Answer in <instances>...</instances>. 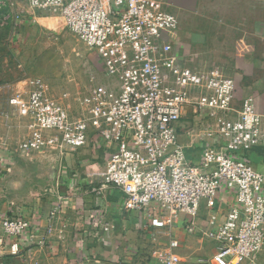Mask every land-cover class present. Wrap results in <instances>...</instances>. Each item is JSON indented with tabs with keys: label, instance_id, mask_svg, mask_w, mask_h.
Masks as SVG:
<instances>
[{
	"label": "built area",
	"instance_id": "built-area-1",
	"mask_svg": "<svg viewBox=\"0 0 264 264\" xmlns=\"http://www.w3.org/2000/svg\"><path fill=\"white\" fill-rule=\"evenodd\" d=\"M28 2L99 53L109 84L91 83L83 119H74L41 78L0 85V119L8 126L26 121L16 154L42 151L48 132L58 134L70 151L92 142L104 145L102 183L119 192L124 210L148 214L150 227L169 232L172 217L183 214L186 235L198 233L215 243L213 254L194 264H258L264 247V163L255 164L249 154L264 148V103L239 99L235 80L222 71L177 66L171 33L180 22L168 0ZM189 104L195 114L218 123L217 135L207 133L198 162L187 160L180 141ZM2 150L1 173L7 160ZM222 192L235 201L221 215L216 201ZM202 203L212 214L199 227ZM37 230L31 217L0 215V262L29 246ZM180 247L171 235L152 254L161 264H187Z\"/></svg>",
	"mask_w": 264,
	"mask_h": 264
},
{
	"label": "rangeland",
	"instance_id": "rangeland-1",
	"mask_svg": "<svg viewBox=\"0 0 264 264\" xmlns=\"http://www.w3.org/2000/svg\"><path fill=\"white\" fill-rule=\"evenodd\" d=\"M168 9L176 13L180 22L179 28L171 33L177 66L201 73L222 71L235 80L239 99L249 96L262 106L264 8L256 9L255 0H168ZM53 20L39 14L28 0H0V85L17 87L23 81L41 78L74 119H83L86 115L83 100L91 83L104 85L109 84V80L99 53L60 22H51ZM180 125V141L182 136L197 149L206 144L207 133L217 135V121L211 115L195 114L193 104L184 107ZM66 150L73 154L82 149ZM197 151L185 148L187 160L194 161ZM63 152L61 138L53 132L42 151L15 156L44 163L74 161L67 159ZM62 177L57 169V181ZM202 208L207 209L204 203L195 219L196 225H204L208 219L197 224ZM137 214L140 220L143 214ZM177 216L185 221L183 214ZM129 236L126 242L134 244L136 253L132 252L125 264H161L152 257L156 244L145 226L135 228ZM190 236L197 238L194 234ZM196 243L189 244L186 258L196 254L197 249L201 257H207L203 251L210 248L208 241L200 246Z\"/></svg>",
	"mask_w": 264,
	"mask_h": 264
},
{
	"label": "crops",
	"instance_id": "crops-1",
	"mask_svg": "<svg viewBox=\"0 0 264 264\" xmlns=\"http://www.w3.org/2000/svg\"><path fill=\"white\" fill-rule=\"evenodd\" d=\"M255 8L263 9L264 0H255ZM51 22L55 23V20ZM52 133H47L48 138ZM26 134L25 120L8 126L0 119V148L3 156H7L4 171L0 172V215L31 217L38 230L29 246L18 255H6L0 264H125L136 253L134 244L126 242L129 234L142 226L152 236L155 234V248L159 244L167 245L171 235L179 238L181 247L178 252L187 264H194L201 257L197 249L196 254L186 258L191 242L197 244V241L200 246L208 241L210 248L203 252L207 257L213 254L215 243L210 239L198 233L194 234L196 239L185 234L182 217H172L169 232L150 227L148 214H143L139 220L136 211L124 210L119 192L102 183L106 157L104 145L99 147L92 142L73 154L64 148L63 155L74 161L44 163L15 156L13 149ZM181 140L185 148L198 150L193 160L199 161L204 145L197 149L182 136ZM113 145L111 142L108 147ZM249 156L255 164H263L264 148L256 149ZM57 169L63 176L58 181ZM234 201L233 195L222 192L216 201L218 213H226ZM211 214L208 208H202V217L197 224ZM258 256V264H264V247ZM152 257L155 258L153 254Z\"/></svg>",
	"mask_w": 264,
	"mask_h": 264
}]
</instances>
